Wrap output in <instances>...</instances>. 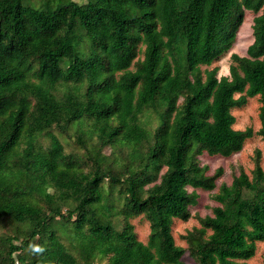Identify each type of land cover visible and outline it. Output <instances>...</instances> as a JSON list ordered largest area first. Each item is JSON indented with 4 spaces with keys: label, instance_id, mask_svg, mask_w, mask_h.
<instances>
[{
    "label": "trees",
    "instance_id": "obj_1",
    "mask_svg": "<svg viewBox=\"0 0 264 264\" xmlns=\"http://www.w3.org/2000/svg\"><path fill=\"white\" fill-rule=\"evenodd\" d=\"M25 1L0 0V222L14 229L0 234V264H186L187 250L198 264H248L264 241L259 149L251 174L219 186L188 248L172 226L224 174L200 156L264 139V0ZM246 10L253 42L218 76L210 67ZM255 96L260 129L234 128L232 110ZM140 215L147 242L131 222Z\"/></svg>",
    "mask_w": 264,
    "mask_h": 264
},
{
    "label": "rangeland",
    "instance_id": "obj_2",
    "mask_svg": "<svg viewBox=\"0 0 264 264\" xmlns=\"http://www.w3.org/2000/svg\"><path fill=\"white\" fill-rule=\"evenodd\" d=\"M45 0H26L25 5L32 7H41ZM66 0H52V6H56L61 2ZM78 2H85L87 0H75ZM255 13L246 10L244 22L239 28L234 44L230 50L225 53L218 61H216L210 68L218 66V76L229 75V67L231 63V54L238 53L240 55H245L250 44L253 42V23ZM250 29V30H249ZM248 33V34H247ZM252 35V36H251ZM241 36V37H240ZM246 36V37H245ZM243 37V38H242ZM242 38V39H241ZM144 49V47H143ZM143 56V55H142ZM141 56V57H142ZM205 68V67H203ZM238 96V94H237ZM260 100L259 96L248 98L247 103L239 108H234L232 113L236 117V122L234 128L236 129H246L247 127H252L254 131H258L261 127V121L259 117L260 110ZM140 122L148 129L154 131V128L158 124V116L153 111H147L141 115ZM77 127L71 126L68 130V134H65L66 138L63 140L66 145L67 151H75L77 144L75 142L77 136ZM63 136V137H65ZM62 135L61 138L63 139ZM261 152V164L264 168V139L259 135H254L252 138L246 140L242 150L228 157L221 155H209L204 153L200 156V161L202 164L209 166V172L212 174L219 168H224V174L217 180V188L214 191H207L203 189H197L199 194L198 203L196 205L190 206L191 217L188 220L175 219L172 232L175 241L178 245L188 248V242L185 236L193 230L195 227H201L200 219L213 214V207L218 205L214 200L213 195L218 192L219 186L222 183L231 184L234 175L240 173V169H244L248 174H251L255 167V156L256 150ZM106 153H110L111 149L106 148L104 150ZM192 190V188H189ZM118 222V221H117ZM134 224V230L140 240L147 242L150 234V224L144 215H140L131 220ZM119 227L121 225L118 223ZM15 228V227H14ZM13 225L7 221L0 222V234L5 235L8 233H13ZM211 231H208L210 233ZM64 241L69 244V239H64ZM257 247V252L255 256L247 260L248 264H264V241L259 242ZM0 247L3 244L0 243ZM1 259V257H0ZM183 261L186 264H198L190 251L187 250L183 256ZM95 264H107V259L97 260Z\"/></svg>",
    "mask_w": 264,
    "mask_h": 264
},
{
    "label": "bare ground",
    "instance_id": "obj_3",
    "mask_svg": "<svg viewBox=\"0 0 264 264\" xmlns=\"http://www.w3.org/2000/svg\"><path fill=\"white\" fill-rule=\"evenodd\" d=\"M249 30H250V29H249ZM247 34H248V33H247ZM251 36H252V35H251ZM240 37H241V36H240ZM245 37H246V36H245ZM242 38H243V37H242ZM242 38H241V39H242Z\"/></svg>",
    "mask_w": 264,
    "mask_h": 264
}]
</instances>
